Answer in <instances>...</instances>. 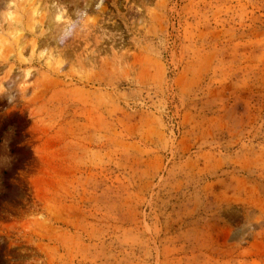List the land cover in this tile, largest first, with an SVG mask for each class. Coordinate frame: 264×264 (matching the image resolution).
Masks as SVG:
<instances>
[{
  "label": "rangeland",
  "instance_id": "obj_1",
  "mask_svg": "<svg viewBox=\"0 0 264 264\" xmlns=\"http://www.w3.org/2000/svg\"><path fill=\"white\" fill-rule=\"evenodd\" d=\"M50 2L0 59V264H264V0H93L62 47Z\"/></svg>",
  "mask_w": 264,
  "mask_h": 264
},
{
  "label": "clouds",
  "instance_id": "obj_2",
  "mask_svg": "<svg viewBox=\"0 0 264 264\" xmlns=\"http://www.w3.org/2000/svg\"><path fill=\"white\" fill-rule=\"evenodd\" d=\"M5 0H0V3H4ZM84 7L75 8L71 14H69L68 7L62 2V0H51L49 11L52 17V26L48 31L52 35V39L57 46H64L68 41L76 38L79 35L84 34L90 30L92 24V18L89 14L88 8L93 3V0H82ZM105 0H94V8L96 12H100L104 8ZM8 11H0V19L3 21H11L16 30L13 33L8 34L7 43L4 34H0V59H3L5 55L6 47L10 46L11 42L18 37L24 35V29L21 20L14 14L13 9L16 8L15 0H7ZM41 15L40 7L37 5L31 10V17L34 21L32 31H35L38 22L36 18ZM63 67V65H61ZM6 83H0V97L7 95L9 103H12L16 96L7 92ZM40 220H44L43 215L39 217Z\"/></svg>",
  "mask_w": 264,
  "mask_h": 264
}]
</instances>
